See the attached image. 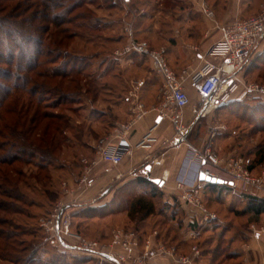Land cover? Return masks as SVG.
<instances>
[{
  "label": "crops",
  "instance_id": "1",
  "mask_svg": "<svg viewBox=\"0 0 264 264\" xmlns=\"http://www.w3.org/2000/svg\"><path fill=\"white\" fill-rule=\"evenodd\" d=\"M209 3L215 13L214 21L205 18L196 7L194 8L189 4L185 10L177 13L179 17L176 19L168 17L170 21H165L167 27H165V33L170 36L173 35V37H163L161 39V19L159 16L154 17L153 33L146 31L140 33V37L143 35L152 36L154 44H150L153 48L159 46L165 50L168 63L176 73L188 71V74L192 76L207 63L215 62L208 53L211 47L221 39L222 28L236 19L252 17L264 11V0H209ZM160 12L161 8L158 7L157 13ZM171 14L174 15L175 13ZM121 43L119 42V44ZM263 52L264 38L255 52V57ZM121 62L125 65L124 68H127V71L125 69L121 71L122 76L104 71V77L107 80L112 79L113 82L116 81V78L123 77L125 79L126 74L133 73L134 80L131 81L128 88L125 82L122 86L119 84L120 86L116 89L112 87V89L106 90L105 97L98 99L106 108L101 115H98L97 110L99 109H96L99 102H93L92 114L95 115L92 119H88L94 123V127L90 130L91 140L95 141L96 137L103 132L104 135L109 136L118 124L127 122L131 118V110L136 101L144 104L149 112L128 136V141L131 144L130 154H126L121 165L117 167L100 163L95 169L91 185L86 190L83 191L78 188L76 182L80 174L78 165L75 166L72 163L73 169L69 166L60 169V172L67 170L69 174L71 173V177L68 178L67 182L69 189H67L64 196L60 195L58 203L61 202L64 211L72 216L81 207L101 208L106 206L118 192L135 189L139 191V196H145L154 189V214L140 222V243L150 235L147 234L146 230L149 229L150 219L154 217L156 225L164 229L162 232L156 230L157 233L167 235V241L172 239L173 244L178 245L182 252H188L191 246L199 244L210 253L213 252L217 242L224 238L229 241L228 244L226 243L229 250H235L233 251L235 255L232 254L223 263L257 264L260 258L261 264H264V255L260 252L259 246L261 244L260 237L254 239L253 234L247 230V227L228 223L226 219H222L219 215L218 220L215 221L217 223L213 222V224L203 227L197 221L196 209L182 201L178 189V181L183 177L187 180V183L195 182L200 185L202 196L207 201H210L213 197L215 203L221 205L220 203H223L221 201H229V194L232 193L229 189L235 190L238 188L236 184L224 183L225 186L221 189L220 187H216L218 189L211 187L214 188V190H211L210 187L206 186L208 183L199 180V173H196L194 167L186 166L187 159L191 157L194 151L204 152L210 148L221 156L220 150L231 147L228 142L234 139L236 131H231L229 126L227 127L221 123V115L233 110V105L229 106L227 104L207 115H197L194 108L198 105L199 98L195 91L187 85L186 90L191 97L192 104L184 109L181 120L188 127V133L183 139L177 140L170 118H162L159 116L158 111L153 110L162 102L160 95L163 85L162 78L152 71L150 62L145 57L128 56ZM253 75L254 73L247 71L246 68L240 74V78L248 82L247 78L250 79ZM119 88L128 91L127 96L125 93L118 92ZM249 96L240 94L233 101H249L251 99ZM252 96L254 97V95ZM83 108L81 112H85ZM81 124L83 123L80 122ZM101 124L104 129L100 128ZM220 126H224L226 131H218L217 135L212 138L213 130ZM151 129H153V137L155 138L154 143L151 147L137 148L136 145L142 141ZM83 147L88 149L89 155H94L95 142L92 145L87 142ZM156 180L159 183H155ZM223 205L225 206V204ZM228 211L231 213L230 215L234 216L232 210ZM113 216L110 215V217L95 220L103 222L114 218ZM124 217L127 216L121 213L117 216V218ZM143 228L146 230H142ZM222 231L224 233H220ZM150 238L158 244V239ZM157 252L154 244V247L148 253V257L151 256L148 264H179L176 259L157 255ZM254 256L257 259L256 261ZM209 258L203 256L189 264H207L206 261Z\"/></svg>",
  "mask_w": 264,
  "mask_h": 264
},
{
  "label": "rangeland",
  "instance_id": "2",
  "mask_svg": "<svg viewBox=\"0 0 264 264\" xmlns=\"http://www.w3.org/2000/svg\"><path fill=\"white\" fill-rule=\"evenodd\" d=\"M206 2L213 10L209 0H206ZM112 4H114L115 7L111 10L109 7ZM189 4L194 8L196 7L198 11H200L198 0H111L110 2L107 0H97L95 4H88V6L85 7V10L89 13L87 19H80L76 22V25H81V27L82 24L84 25L86 23L85 26L80 29L75 26H68V29H70L68 34L72 36V40L69 41L64 53H68L72 56L79 55L88 57L87 63L90 67L87 72L88 74H97L96 79L102 71L103 73L104 71H108L111 73L113 72L118 76H122L121 71L124 69L127 71V68H124L125 65L121 62V60L128 58V56L123 58L115 56V51L124 46H122V44H118L119 39H125V45L129 42L131 37L136 41H148L149 43L154 44L152 36L143 35L140 37V33L144 31L153 33L155 16H159L161 19V39L163 37H173V35L170 36L165 33V21H170V18L168 17H172L173 19L179 17L177 13L185 10ZM158 7L161 8L160 13H157ZM171 13L175 14L172 15ZM88 20H91L92 23L97 22L96 27L98 30H88ZM155 48L161 49L159 46ZM260 61V65L258 63L254 64L255 68L252 70L254 75L253 77L251 76L250 79L247 78V80L248 82L264 86V52L262 53ZM124 77L125 79L123 77L116 78L117 82H112V79H106L100 82L97 80L96 84L93 83V91H95L94 94L90 93L87 95L88 98L86 99H82V97L73 94L71 97L76 99L75 102L77 105L65 103L60 106L59 110H55L59 113L68 114L69 117H72L76 126L75 130L78 131L69 132L68 134L71 139L66 141L62 151L56 153V156L59 158L57 157L55 166L48 171V175L51 180L47 181L44 179L45 175L43 173L41 174V181L36 182L34 178L39 173L38 170L21 164H17L13 166V168L16 167L15 169L18 172H22L24 177L26 179L28 178L27 180L25 178L23 179L28 181V185L30 187L22 185L19 191L11 190V188H8L6 185V182L0 180V264H24L27 258L31 257L33 251L35 248H38V246H40V248L38 249L36 257L37 259H43V261L48 260L53 256L63 255L66 258L68 257L71 263L73 262V258H87L89 261L86 262V264H116L113 262H107L96 256H87L86 254L78 250L70 249L67 246L64 247L52 237L51 233L41 227L43 219H49L51 215L55 213V209L58 206H61V208L63 207L61 202H57L55 206L49 205V203H47L48 199L42 194L45 190V187L43 186L44 184L48 189H50V191H58L59 195L64 196L67 193V189H69L67 182L68 178L71 177V173L69 174L67 170L64 172H58L56 168L61 165L63 167L69 166L73 169L74 166L72 163H74L75 166H79L81 174L82 159L93 157V155H89L88 149L83 147L84 144L90 142L92 145L95 142L97 145L100 139L107 136L104 135L103 132L100 136L96 137L95 141L91 140L92 137L90 136V130L94 127V123L92 121L91 123L88 119H92L93 115H95L92 114L93 102L98 103V99L105 97L104 95L106 94V90L112 89V87L116 89L118 86H122L126 82L128 88L131 81L134 80L133 73L126 74ZM80 86L83 88L84 93L86 91L84 81L78 83V87ZM71 87L73 92L77 90L76 84ZM119 91L121 93H125L126 96L128 94V91H123L121 88H119L118 92ZM94 96L97 99H95ZM249 97L251 98L249 101L242 105H236L233 107V110L225 112L221 115V123L227 127L229 126L231 131H236V135L234 139L228 142L231 147H226L223 150H220V154L224 158L229 157L230 155L242 156L246 160V163L248 161L254 166L255 170L252 174L257 178L261 177L264 172V95L257 94L256 96L255 94L254 97L252 95ZM81 106L84 107L83 109L85 112H81L80 114L78 113L77 115H73L71 112H68L71 108H78ZM96 109H99L97 110V113L98 115H101L106 108L99 102L96 105ZM80 122L83 124L80 125ZM100 128L104 129L102 124ZM52 131L53 128H51V132ZM76 133L80 134L78 137L79 139L76 138ZM1 142L2 140H0V143ZM262 152L263 159L261 158ZM0 155H2L1 152ZM80 174L77 177V180L79 179ZM220 175L226 178L225 174ZM37 183H39V185ZM236 186L238 188L235 190L229 189V191H232V193L229 194V201H221L223 202L220 203L221 205L215 203L213 197H211L212 199H210V201H207L205 197L202 196L204 206L207 210L217 216L215 221L218 220L219 215L222 219H226L228 223H234L236 225L247 227V230H249L250 233H252L251 228L253 226H256L257 228H264V216L258 220H254L253 218L250 219L249 217L242 215L246 209L245 205H247V195L264 197V192L252 187L244 186L243 184H236ZM5 191H12V193L17 195H26L30 201L31 199H35V205L37 206L35 207L30 205L27 207L20 202L12 201L5 196ZM149 194L151 196L150 192ZM137 195H139V191H136L135 189L118 192L115 195V198H112L114 199L112 207L115 212L114 214L116 215H112L114 218H110L109 220L105 219L106 221L103 222H99L95 219H84L82 217V210L85 209L84 207L77 209L81 214L80 217L75 219V221H73L71 214H68L71 219V230L73 234L80 237V241L98 243L100 249L102 248L105 251H111L113 254L118 256L126 255L125 261H121L120 264H148L151 257H148V253L154 247V244L157 251L159 250V244H164V242L158 238L157 233L158 230L162 232L164 229L160 228L159 225H156L154 217L151 218L149 221V229H142L144 231L146 230L148 232L147 234L150 235L145 237L143 242L140 243L139 233L137 230L140 231L138 228H140L139 225L142 216L135 212L134 209L131 210L130 204L132 199L137 198ZM143 199L149 201L154 207V199H151L149 196H144ZM223 204H225V206ZM38 205H44V207L42 208ZM228 210H232V214H234V216L230 215L231 213H229ZM15 211H21L22 214H14ZM120 213L125 214L127 217L117 218ZM213 222L210 224H213ZM206 226L204 225L203 227ZM116 230H122V232H125L124 237L128 236L130 238L129 234L134 236L131 240L133 243V249L129 255L123 251L122 247L119 245L113 246L114 231ZM150 237H153L156 240L158 239V244H156V241ZM253 238L255 239L254 235ZM259 239L261 240V244L259 245L261 249L260 252L264 255V234L261 235ZM149 240L151 241V247L148 249L147 244ZM66 241L67 244L72 246H76L80 243V241L76 240L74 237H68ZM167 247H175L176 249L174 254L175 256L171 258L177 259L178 257L186 256L190 259L189 263H193V261L197 260L201 255L199 244L191 246L188 252L181 253L178 252L176 245H170ZM226 247V244H220V250L218 251L219 255L224 248L226 249ZM196 249L199 251L198 254L195 251ZM157 255L168 256L158 252ZM226 255V253H224V255L222 254L217 264H225L223 261L227 260L226 258L228 257ZM212 259L213 258L210 257L206 263L213 264ZM254 259L255 261L257 260L255 256ZM257 264H261L260 258L257 261Z\"/></svg>",
  "mask_w": 264,
  "mask_h": 264
},
{
  "label": "trees",
  "instance_id": "3",
  "mask_svg": "<svg viewBox=\"0 0 264 264\" xmlns=\"http://www.w3.org/2000/svg\"><path fill=\"white\" fill-rule=\"evenodd\" d=\"M96 1L0 0V140H2L0 143L2 153L0 155V180L6 182L11 190L19 191L22 185L30 187L26 181L28 178L26 179L22 172H18L16 167L13 168L17 164L38 170L39 173L34 178L36 182L41 181L43 173L44 179L51 180L48 171L56 164L58 157L56 153L62 151L66 141L71 139L68 133L78 131L75 130L76 126L72 117L55 110H59L60 106L65 103L77 105L76 99H73L71 95L76 94L86 99L90 93L94 94L93 86L97 80L99 82L106 80L103 71L97 79V74H88L87 70L90 67L87 63L88 57L64 53L69 41L72 40V36L68 34L70 30L68 26H75L78 29L85 26L86 23L81 27V25H76V22L80 19H87L89 13L85 7L88 4H95ZM114 7L112 4L109 9L112 10ZM88 21V30H98L97 22ZM119 42H122L123 46L126 40L119 39ZM261 56L262 53L253 59L247 71L254 70L255 63L260 65ZM82 81L86 85L84 93L83 88L78 87V83ZM75 84L77 90L73 92L71 86ZM245 102L247 101L236 102L235 100L228 105L234 107ZM82 107L71 108L68 112L73 115L80 114ZM51 128H53L52 132ZM79 135L76 133L77 139ZM247 163L248 168L254 172V166L248 161ZM62 168L64 167L60 165L56 169L60 171ZM43 186L45 190L42 195L48 199L49 205L55 206L60 198L59 192H52L46 185L43 184ZM206 186L214 190L216 187L221 189L225 185L208 183ZM149 192L151 196L148 193L145 197L149 196L153 199L154 189ZM4 194L10 200L20 202L27 207L37 206L35 205L36 200L31 199L30 201L26 195H17L12 191H5ZM143 198L144 196L138 195L130 202L131 210L134 209L142 216L141 221L154 214L153 204ZM246 198L247 205L242 215L254 220L264 216V197L247 195ZM113 204L114 199L101 208L86 206L82 210V217L88 220L103 219L113 215L115 213ZM38 206L44 207V205ZM14 214H22V212L15 211ZM80 214V211L76 210L72 214L73 221L80 217ZM137 232L140 233L138 230ZM158 237L164 244L174 245L172 239L167 241L168 237L164 233H158ZM228 242L221 238L213 252L210 253L199 245L200 257H212V263L217 264L222 254L226 253L227 257L235 255L233 252L235 250H229L228 246L219 255L220 244H228ZM176 246L178 252L181 253L180 247ZM39 248L40 246L35 248L24 264H86L89 261L87 258H73L71 263L68 257L63 255L53 256L43 261L36 257Z\"/></svg>",
  "mask_w": 264,
  "mask_h": 264
},
{
  "label": "built area",
  "instance_id": "4",
  "mask_svg": "<svg viewBox=\"0 0 264 264\" xmlns=\"http://www.w3.org/2000/svg\"><path fill=\"white\" fill-rule=\"evenodd\" d=\"M200 12L209 20H215V13L206 0H198ZM264 38V11L258 15L236 19L222 28L221 39L209 50L208 55L215 61L207 63L194 75L188 71L176 73L170 67L164 49H156L147 41H136L132 37L129 42L115 51V56L123 58L129 55H139L149 60L152 71L163 80L160 90L161 104L153 109L158 111L162 118H170L175 131L176 139H183L188 133V127L182 123L184 109L192 104L191 97L186 90L189 85L199 98L198 105L194 108L197 115H207L210 112L229 104L240 94L264 95V86L247 82L240 78V74L250 65L255 58V52ZM131 118L118 124L111 135L98 141L93 157L82 159V172L77 180L78 188L86 190L92 183L95 169L100 163H106L117 167L121 165L126 154H130L131 144L128 136L136 125L147 115L149 110L144 104L136 101L131 110ZM225 130L224 126L213 130L212 138L218 131ZM153 129H151L136 147H151L154 143ZM186 166L194 167L196 173H204L226 181V183L243 184L264 192V172L261 177H255L248 168L246 160L242 156H219L213 149L204 152L194 151L186 161ZM215 169L216 172L213 170ZM220 174H225L226 178ZM68 186V185H67ZM178 189L182 201L196 209L197 221L200 225H207L217 219L203 204L202 187L195 182L187 183L182 177L178 181ZM72 190V189H71ZM71 192V191H70ZM73 193V191H72ZM41 227L52 234L62 246L78 250L87 256H96L107 262L120 264L125 261L126 255H116L111 251L100 249L96 242L80 241L81 238L74 235L71 230V219L61 206L55 209V213L47 220H42ZM252 234L259 238L264 234V228H251ZM113 246L119 245L128 255L132 252L133 235L124 237L122 230L114 231ZM74 237L80 243L76 246L67 244V238ZM148 241L147 248L151 247ZM158 253L170 257L175 255V247L169 248L165 244H159ZM197 254L198 249L195 250ZM178 263L189 264V257L183 256L176 259ZM142 262V260H141Z\"/></svg>",
  "mask_w": 264,
  "mask_h": 264
},
{
  "label": "water",
  "instance_id": "5",
  "mask_svg": "<svg viewBox=\"0 0 264 264\" xmlns=\"http://www.w3.org/2000/svg\"><path fill=\"white\" fill-rule=\"evenodd\" d=\"M200 181L210 183V184H224V183H226V181L223 179L216 178L213 176H207L204 173L200 174ZM155 183H159V181L156 180ZM230 185H233V183L231 182Z\"/></svg>",
  "mask_w": 264,
  "mask_h": 264
}]
</instances>
